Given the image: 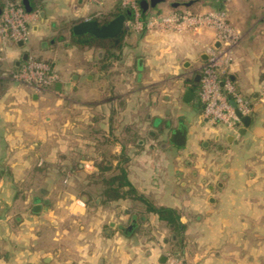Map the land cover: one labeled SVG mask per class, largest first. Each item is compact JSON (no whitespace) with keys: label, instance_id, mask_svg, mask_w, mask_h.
Listing matches in <instances>:
<instances>
[{"label":"crops","instance_id":"crops-1","mask_svg":"<svg viewBox=\"0 0 264 264\" xmlns=\"http://www.w3.org/2000/svg\"><path fill=\"white\" fill-rule=\"evenodd\" d=\"M117 1L29 0L28 41L0 38V264H264V3L222 0L240 32L228 74L251 109L240 133L196 96L211 29L124 28L115 57L71 44L73 24L112 18ZM24 54L59 80L39 93L13 82Z\"/></svg>","mask_w":264,"mask_h":264},{"label":"built area","instance_id":"built-area-1","mask_svg":"<svg viewBox=\"0 0 264 264\" xmlns=\"http://www.w3.org/2000/svg\"><path fill=\"white\" fill-rule=\"evenodd\" d=\"M95 1V0H93ZM130 10L125 19V28L134 31H175L178 33H200L203 29L212 30L213 39L219 42L205 47L206 60L200 68V81L197 90L202 105V115L212 123L225 125L237 131L241 125L236 115L250 114L248 102L239 94L228 70L232 63V52L240 40V32L227 18L224 9L190 12L170 10L142 16L138 0H119ZM37 11L26 12L18 0H5L0 13V38L11 42H26L29 34V21ZM2 59L0 48V61ZM10 78L16 84L28 85L35 91H43L59 80V74L46 61L28 56L13 72ZM264 97V81L261 85ZM231 101L234 105L231 104ZM167 264H184L179 257L168 255Z\"/></svg>","mask_w":264,"mask_h":264},{"label":"water","instance_id":"water-1","mask_svg":"<svg viewBox=\"0 0 264 264\" xmlns=\"http://www.w3.org/2000/svg\"><path fill=\"white\" fill-rule=\"evenodd\" d=\"M163 0H139L140 7L144 10L148 7H154L159 2H162ZM23 8L26 12H30L32 10V7L29 3V0H20ZM190 1L185 2L184 4H189ZM173 5H177L178 3L174 2ZM2 10V5H0V13ZM125 16L124 14L120 13L112 18H110L105 24H99L97 20L95 19H84L81 20L75 24L72 25L71 31L74 35H83V34H89L94 37H100V38H110L118 35L122 32V30L125 28ZM18 44H21V41L17 42ZM214 47H217L219 45L218 41H214L212 43ZM23 58H26V54H24ZM193 95V91L191 89H187L184 93L183 99H189ZM197 96V95H196ZM198 99V96H197ZM231 104L234 105V103L231 101ZM236 115L240 118L241 122V128L239 129L240 133L244 132V127L248 126L251 120V115H241L240 112L236 109L235 110ZM184 128L178 127L172 130L170 135V141L175 143L176 145L182 146L185 143V133ZM40 209L39 205H35L33 207V210ZM129 228V227H128Z\"/></svg>","mask_w":264,"mask_h":264},{"label":"trees","instance_id":"trees-1","mask_svg":"<svg viewBox=\"0 0 264 264\" xmlns=\"http://www.w3.org/2000/svg\"><path fill=\"white\" fill-rule=\"evenodd\" d=\"M213 1H215L216 9L222 8V4H223L222 0H213ZM4 2L5 0H0V5H3ZM32 10L33 11L36 10L35 3L33 4V2H32ZM140 10H141V13L143 14L144 11L141 7H140ZM176 10H187L190 12H195V11H192L186 8L176 9ZM120 13L124 14L125 18H128L130 16V10L125 6H122L118 0L117 3L114 5L112 11L109 13V15L112 17ZM94 19L97 20L99 24H105L109 20V16H102L100 18H94ZM124 33L125 31L122 30L121 33H119L118 35L114 37H110V38L94 37L89 34H83V35L71 34L70 42L71 44L77 46L79 49H83L84 47H87V46L100 47L103 51L102 54L104 56L115 57L118 55V54L116 55V52L120 50V47L122 45ZM120 184L121 186L123 185L127 186L128 192H133L131 184L129 183L128 180L124 178V176L120 178ZM154 210L160 214H165V213L170 214L169 213L170 211L168 209L155 208Z\"/></svg>","mask_w":264,"mask_h":264},{"label":"rangeland","instance_id":"rangeland-1","mask_svg":"<svg viewBox=\"0 0 264 264\" xmlns=\"http://www.w3.org/2000/svg\"><path fill=\"white\" fill-rule=\"evenodd\" d=\"M19 1V0H18ZM178 2L180 4H183L185 2H188L189 0H165V6H168L169 3L171 2ZM226 1V0H225ZM229 0H227L226 2L228 3ZM253 0H247V2L245 3L244 0H241L240 3L242 5V7L244 8H248V6L252 5L254 2H252ZM261 1V0H260ZM20 2V1H19ZM262 2L264 3V0H262ZM21 3V2H20ZM167 4V5H166ZM179 9H184V8H179ZM225 10V8H222ZM207 10H216V7H215V1L213 0H197V2L193 5L192 7V11H195V12H198V11H207ZM228 18V17H227ZM229 21V20H228ZM230 22V21H229ZM29 27V34H28V38L26 40V42L28 41L29 39V36H30V26ZM35 48L38 49L39 46L38 45H35ZM61 46H58V49H60ZM30 56H33L32 54ZM35 57V56H34ZM37 58V57H35ZM38 60H43V61H46L48 64H50V62L48 60H45V59H42V58H37ZM51 67L54 69V67L51 65ZM55 70V69H54ZM56 71V70H55ZM54 84V83H53ZM52 84V85H53ZM21 85V84H19ZM51 85V86H52ZM23 86H27L29 87L30 89H32L33 91H35L32 87L28 86V85H23ZM36 93H39L41 91H35ZM69 114V113H68Z\"/></svg>","mask_w":264,"mask_h":264},{"label":"flooded vegetation","instance_id":"flooded-vegetation-1","mask_svg":"<svg viewBox=\"0 0 264 264\" xmlns=\"http://www.w3.org/2000/svg\"><path fill=\"white\" fill-rule=\"evenodd\" d=\"M58 73V72H57ZM60 78V77H59Z\"/></svg>","mask_w":264,"mask_h":264}]
</instances>
